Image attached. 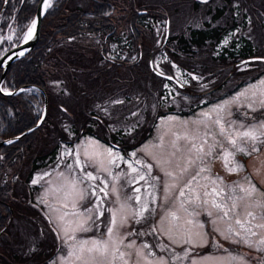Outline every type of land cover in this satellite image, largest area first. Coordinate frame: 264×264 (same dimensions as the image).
Segmentation results:
<instances>
[{
    "label": "rangeland",
    "instance_id": "374dc122",
    "mask_svg": "<svg viewBox=\"0 0 264 264\" xmlns=\"http://www.w3.org/2000/svg\"><path fill=\"white\" fill-rule=\"evenodd\" d=\"M195 1L115 0L112 19L118 33L106 45L105 28L83 30L78 36L57 35L43 64L54 93L48 105L46 139L42 143L39 138L37 147L22 153L14 165H5L21 211L14 214L8 234L0 236V243L7 241L0 247V262L41 264L46 259L47 264H85L86 260L93 264L94 257V264H161V259L165 264H264V250H258L264 249V65L236 63L240 70L250 67L241 74L242 80H232L231 87L208 95L213 97L209 103L191 110V103L207 100L203 90L210 82L203 80L204 73L181 68L169 52L176 48V39L167 42L170 35L176 37L189 27H201L205 20L211 22L216 9H221V18H233L235 27L228 28L215 52L232 40L236 49L251 43L261 51L264 0H200L194 9ZM141 6L150 12L161 9V13L140 18L144 55L136 60L139 52L128 26L133 11ZM67 7L89 9L91 5L90 0H68ZM166 22L167 45L155 51L153 64L158 70L169 64V74L182 83H188L190 76L199 81L197 88L203 91L199 99L181 92L169 79H156L150 73L151 57L147 58L145 50H157L165 43ZM15 36L13 29L0 32V41L5 43L0 54L8 49L6 41L13 46ZM103 48L112 61L103 58ZM122 58L127 62L120 63ZM97 76L105 86H93ZM78 96L84 97L77 101ZM159 104L178 112L157 117L151 136L130 152L121 150L118 143L83 135L76 142H62L53 163L29 169L31 159L42 152L43 147L38 145L57 140L59 129L54 123L60 129L64 127L66 139L74 138L73 122L78 123L70 115L80 121L88 108L106 119L107 128L122 127L128 135L147 124L144 120L151 121ZM249 129L258 137L257 152H251V140L238 135ZM230 137L251 155L237 152L229 143ZM213 145L212 156L206 155ZM225 151L234 153L231 160L242 164L243 170L230 172L225 167ZM235 166L229 163V167ZM209 167L210 171H200ZM88 172L97 179H86ZM141 175L143 180L139 179ZM27 176L28 184H24ZM94 191L96 195H92ZM26 194L30 196L29 210L23 209L21 199ZM144 209L142 217L136 215ZM113 213L115 225L111 224ZM81 224L88 230H82ZM109 227L113 228L111 234ZM189 238L191 243L187 242ZM93 240L107 241L108 253L100 256L84 252L78 260L82 242H88L84 244L87 249ZM6 251L23 258L15 261L11 255H4Z\"/></svg>",
    "mask_w": 264,
    "mask_h": 264
},
{
    "label": "trees",
    "instance_id": "16d2710c",
    "mask_svg": "<svg viewBox=\"0 0 264 264\" xmlns=\"http://www.w3.org/2000/svg\"><path fill=\"white\" fill-rule=\"evenodd\" d=\"M3 1L4 0H0V32L13 29L16 36L13 38L12 42H18L33 19L38 0H8L6 7L2 10ZM67 2L68 0L52 1L50 7L43 16L37 42L30 52L14 60L8 66L2 82V87L8 90H14L19 87L32 88L23 89L14 94H3L0 92V140L8 139L22 133L24 130L35 125L40 118L43 107V94L41 91L36 90L35 86L44 89L48 103L44 119L37 127L11 141V143L0 144V236H6L8 234L14 214L21 211L16 205L19 198L15 197L16 193L14 191L12 177L6 173L5 165H14V163L22 157V153H28L34 147H37L39 138H42L41 142L43 143V139L48 134L47 124L50 122L48 105L50 100L54 97V93H52V89H50L46 80L48 72L46 68H43V64L47 58L49 48L53 45L59 34L65 37L78 36L83 30L99 31L105 28L106 30L103 31V44L106 45L110 43L118 33L116 32V21L112 19L114 18L112 12L115 0H90L91 8L89 9L82 7L69 9L67 7ZM199 4L200 0H196L193 5L194 9H197ZM142 9H144L143 6L133 11V20H131L128 26L129 34L133 37L132 43L136 45L135 48H137L139 52L136 60H140L144 55V43L140 40V18L146 17L149 14L154 15L157 12L161 13L159 12L161 9L157 10L154 8L152 12H150V10L141 11ZM222 16V10L216 9L211 18V22L215 23L205 20L201 27H189L187 32H181L178 36L176 35V37L175 35H170L167 39V42L171 41L173 38L176 39V48L174 50H169V52L181 68L198 74L204 73L206 76L203 80L210 82V86L203 90L205 91L204 93L207 94V100L202 103H199L198 100L196 104H193L194 102L191 103V110H195L197 107L209 103L213 99V97L209 96L215 95V93H218L223 87H231L233 85V82H231L232 80H242L241 74H244L245 71H249L250 67L246 70L237 69L236 62L238 60L250 56H264V47L261 51H256L254 45L245 43L236 49L234 47V40H232L229 45L224 46L219 53H216L214 48L224 33L228 28L235 27L232 25L234 23L233 18H229L228 16L221 18ZM127 45L128 44H121L122 47ZM166 45L167 43L165 41V43L159 45L157 50H155V48L151 51L145 50L147 58L151 57L153 59L155 51L164 50ZM3 47H5V43L0 41V50L3 49ZM101 54L104 59L108 61L113 60L106 57L105 49L104 51L101 50ZM119 62L126 63L127 61L122 58ZM248 63L251 66L254 64L258 65L257 63L264 65V59L251 60L248 61ZM162 67L163 70L161 69L160 71L168 74L171 73L170 69L172 70V67L169 64H164ZM149 70L156 79H165L157 75L150 67ZM198 82L199 81L190 76V81L185 83L183 87L177 84H175V86L181 92L192 96L194 99H199L203 91L198 90ZM93 84L95 88L96 86H105L104 83H101L100 76L95 78ZM107 87H109V84H107ZM85 93L86 92H84V96L86 95ZM84 96H78L77 101ZM163 108L159 104L151 121L148 119L144 120L147 124H142L140 130L134 129V132L128 133L127 135L122 127L117 130H110L107 128L108 122L106 119L96 114L94 109L86 108L85 112L80 116L81 120L78 121L79 117H72L67 110L59 107V110L67 112L68 115H70V119L78 123L77 125L73 122L74 138L66 139L67 136L63 130L64 127L61 126L60 129V126L54 123L56 130L59 129V131H57V140L55 142L53 141L54 143L52 144L47 143L48 146L47 144L42 145V143L38 145V147H43L42 152L31 159L29 169L53 163L54 154L56 153L57 147H59L62 142L73 143L83 135H94V137L105 143H109L110 141L116 144L118 143L121 150L128 152L151 136L157 117L167 113L178 112L174 111L172 106ZM182 113L186 114L187 112L182 111ZM90 121L94 122L96 126H93ZM44 146L46 148H44ZM30 174L31 171L29 172V175ZM28 180L29 178L27 176L24 184L25 182L27 184ZM21 199L25 204L23 209L29 210L30 205H27L28 195L26 194L25 197H21ZM2 242L7 244V241ZM2 242L0 243V247H5V244ZM9 251L4 252V255H11L15 261H20L23 258L22 256H18L16 252L11 253ZM0 263L4 264L2 261ZM41 263H43V261ZM21 264H23V262Z\"/></svg>",
    "mask_w": 264,
    "mask_h": 264
},
{
    "label": "snow or ice",
    "instance_id": "6c2138e0",
    "mask_svg": "<svg viewBox=\"0 0 264 264\" xmlns=\"http://www.w3.org/2000/svg\"><path fill=\"white\" fill-rule=\"evenodd\" d=\"M43 2H44L45 7L50 6V0H43ZM35 25H36V21L33 20L32 21V24H31V27H29V29H28V33H27L25 39H30L31 38L32 31L35 28ZM217 123L219 124L220 122L217 121ZM261 127H264V124H262ZM221 132H223V128L221 129ZM238 135H239V137L241 139H244L245 141L251 140L253 142V146H252L251 152H257L258 151V148L256 147V142L258 140V137L255 135L254 130L249 129V130L240 132ZM9 143H11V141H9ZM229 143H231L233 145V147L236 149L237 152L244 153L245 155H251V152H248L244 147H237V140L235 138H231L230 137L229 138ZM195 147L196 146L193 145V148H195ZM214 147H215L214 145L213 146H210L208 152L206 153V155L212 156V151H213V148ZM197 151L198 152H203V148H198ZM133 155H135V154L133 153ZM233 157H234V153L233 152L225 151L223 153L222 159L224 161L225 167H227L230 172L243 170V165L242 164H240L239 162H235V161H232L231 160V158H233ZM230 162H234L236 164V166L235 167H229V163ZM77 163H79V161H77ZM69 167H71V165H69ZM148 167L151 168V165H149ZM210 170H211L210 167L209 168H201L200 169L201 172L210 171ZM133 171H135V169H133ZM167 175L171 176L172 173H167ZM197 175H199V173H197ZM85 177L88 180H96L97 179V177L94 176L91 172L86 173L85 174ZM139 179L143 180L144 179V176L141 175L139 177ZM193 179H195V177H193ZM252 190L253 191L256 190V186L254 184L252 185ZM99 191L100 192H104V188H100ZM136 191H139V189H136ZM113 192H115V188H113ZM183 194H184L183 191H181V195H183ZM92 195H96L95 191L92 193ZM81 199H83V195H81ZM136 199L139 200L140 198L139 197H136ZM216 207H220V206L219 205H216ZM146 210L147 209H144V210H142L140 212H137L136 215L142 217L143 216V211H146ZM171 215L174 216V214H171ZM225 215H227V213H225ZM249 215H251V213H249ZM115 223H116L115 213H113V219L111 221V224L112 225H115ZM237 223L239 224L240 221L237 220ZM262 227H264V225H262ZM80 228L82 230H84V231H87L88 230L87 228L84 227L83 224L80 225ZM112 232H113V228L112 227H109L108 228V233L111 234ZM187 242L188 243H191L192 242L191 238H189V240ZM243 242L247 244V240H244ZM86 243H88V242L87 241H84L81 244V247H80L81 256H77V259L78 260L82 258V254L84 252H87L89 254L97 253L100 256H105L108 253V251H109L108 242L107 241H103V240H101V241L93 240L91 242L92 247H89V248L85 249L84 248V244H86ZM261 244H264V240H261ZM144 247L146 248V247H148V245L145 244ZM258 250H264V249H258ZM120 256L123 257L124 256V253H120ZM91 260H92V262L94 264L95 258L92 257ZM85 264H89V262L86 260L85 261ZM125 264H127V261H125ZM161 264H165V262L162 259H161ZM193 264H195V262H193ZM242 264H243V262H242Z\"/></svg>",
    "mask_w": 264,
    "mask_h": 264
},
{
    "label": "water",
    "instance_id": "95a60500",
    "mask_svg": "<svg viewBox=\"0 0 264 264\" xmlns=\"http://www.w3.org/2000/svg\"><path fill=\"white\" fill-rule=\"evenodd\" d=\"M6 3H7V0H4L3 1V5H2V9L5 8ZM46 9H47V7L45 8L43 0H38L37 8H36V11H35V14H34V17H33V20L36 21V25H35V28L32 31L31 38L30 39H25V37H24L18 44L12 46L11 48L6 50L0 56V68L2 69V72H1V75H0V92H2L4 94H14V93L18 92L21 89V87H20L18 89L13 90V91H4L1 88V83H2V81L4 79V77H5V74H6V71H7V68L9 66V64L11 62H13L15 59H17L19 57H22L23 55L28 53L33 48L35 43L37 42V40L39 38V34H40L42 18H43L44 14H45ZM167 33H168V30H166V35H167ZM255 58H257V57H248V58L240 60L239 63H243L246 60L255 59ZM150 66L152 67V69L154 70L155 73H157L159 75H162V76H165L166 78H169V79H174V77L172 75L162 73V72L158 71L157 69H155L153 67V64H152L151 60H150ZM38 88L41 89L40 87H38ZM41 91H42L43 96H44V105H43L42 114H41L39 120L36 122V124L33 125L32 127L28 128V129L24 130L22 133L17 134L14 137L1 140L0 144L9 143V141H13V140L17 139L21 135H23V134L29 132L30 130H32L33 128L37 127L42 122V120L44 119V116H45L46 108H47V97H46V94H45L44 90L41 89Z\"/></svg>",
    "mask_w": 264,
    "mask_h": 264
},
{
    "label": "bare ground",
    "instance_id": "6f19581e",
    "mask_svg": "<svg viewBox=\"0 0 264 264\" xmlns=\"http://www.w3.org/2000/svg\"><path fill=\"white\" fill-rule=\"evenodd\" d=\"M46 8V7H45ZM47 10V9H46ZM46 12V11H45ZM28 33V32H27ZM27 33H26V35H27ZM26 35H25V37H26Z\"/></svg>",
    "mask_w": 264,
    "mask_h": 264
}]
</instances>
